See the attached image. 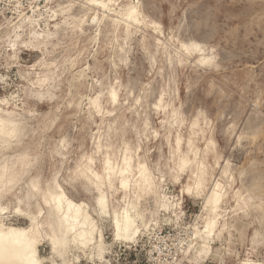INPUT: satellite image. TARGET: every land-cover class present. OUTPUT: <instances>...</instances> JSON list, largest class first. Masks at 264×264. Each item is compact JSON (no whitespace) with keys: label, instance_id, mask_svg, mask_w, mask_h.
<instances>
[{"label":"rangeland","instance_id":"rangeland-1","mask_svg":"<svg viewBox=\"0 0 264 264\" xmlns=\"http://www.w3.org/2000/svg\"><path fill=\"white\" fill-rule=\"evenodd\" d=\"M126 10L140 12L148 27L121 18ZM81 18L77 32L74 24ZM117 20L126 25L127 39L124 26L113 31ZM30 34L46 41L38 45ZM183 45L199 50H181ZM111 88L117 91L115 111L107 101ZM100 90V115L88 120V102ZM0 102L30 132L23 145L30 159H40V187L55 176L91 213L94 192L80 181L69 186L64 180L74 178L83 156L101 171L97 140L111 144V158L127 143L135 162L147 165L159 201L170 210H161L153 198L142 201L151 226L134 244L113 242L109 222L100 223L108 245L104 264H264V0H0ZM16 154L9 150L5 157ZM183 155L190 163L177 172ZM198 163L205 189L198 198L182 195ZM216 182L224 197L210 255L190 263L193 234L207 217L202 203ZM25 183L0 200L8 208L6 224L27 227L11 214ZM122 204L119 193L109 198L110 211ZM38 250L50 257L46 244ZM77 264L94 263L81 255Z\"/></svg>","mask_w":264,"mask_h":264},{"label":"bare ground","instance_id":"bare-ground-1","mask_svg":"<svg viewBox=\"0 0 264 264\" xmlns=\"http://www.w3.org/2000/svg\"><path fill=\"white\" fill-rule=\"evenodd\" d=\"M132 8H134V6ZM139 8L140 5L138 9ZM120 17L126 18L133 23H139L140 26L148 27L140 12H136V14L133 15L131 12L127 11L123 12ZM82 24L83 18H81L78 23L75 22L74 29L77 30V32H81ZM120 26H124V39H127L130 33L126 31V25L120 23L119 20L113 21L112 27L114 32H117ZM29 37L30 41H34L38 45L46 41V37L44 36L31 35ZM117 41L116 39L115 43H117ZM186 47L199 50L197 45H183L180 49L185 50ZM73 56L75 57L76 55ZM166 61L169 64L171 63L170 58H167ZM47 81H49L47 78L43 80V82ZM40 82L41 81H38V83ZM107 91V101L112 111H115L117 91L113 88L110 90L107 89ZM101 95L102 91L100 90L95 97L93 96V98L89 100L88 112L85 113L88 116V120H91L100 113L101 105L99 104V99ZM1 103L2 102H0V106ZM75 104L78 105V103ZM159 107L160 105H156V108ZM48 122L45 126L46 130L51 128L54 119ZM196 124L197 121L194 120L190 124V130H192ZM26 130V126L12 111L0 108V200L5 197L18 182L25 180L24 191L14 196L15 206L11 214L27 223L26 228L6 224L5 221H7L6 219L8 216L4 217V215L7 213L6 211L8 208L0 204V264H44L45 262L50 264H77L80 262L81 255L91 263L104 264L106 263L105 255L108 245L104 241L103 229L100 223H103L104 220L109 222L112 229V241L118 244H134L142 231L149 230L151 225L149 226L148 222H146L143 211L139 205L146 198H153L155 203L159 201L157 186L153 181L147 165L145 163L135 162V159L130 155L131 150L127 143H123L119 146V154L111 158V144L109 142L101 144L100 141L97 140V142L94 143V153L102 156L100 161L101 171L97 172L93 169L92 158L83 156L80 161L75 164L72 172L74 178L67 177L64 180L69 186L74 185L71 184L72 182L80 181L84 187L94 192L95 195L92 201L93 208L91 213L86 203L77 202L67 195L65 192L66 189L59 183L60 180L57 181L55 176L48 181L45 187H40L38 176L36 175L40 159L39 157L30 159L26 153V147H24L23 141L27 133H30ZM43 131L42 133L44 134ZM148 131L149 130H147V132ZM115 133L114 131V134ZM174 142L176 148H179V144L181 143L180 139L176 138ZM192 144L193 142L189 138L186 146L187 151L191 149ZM212 144V140H209L207 143V150L208 145ZM9 150H15L17 154L13 157H5ZM57 154H59V152H57ZM196 157L197 153L195 152L193 154V161L196 160ZM177 162L176 171L183 172L190 163V160L183 155ZM202 170L201 163L196 164L190 176L191 183L181 190L180 193L182 195H193L196 198L202 195L206 182L205 173ZM116 193L121 195L123 204L120 207L118 206L119 209L110 211L109 198ZM223 197V188L218 182L213 184L211 190L204 197L201 211L206 212L207 217L203 221L202 228L196 230L193 234L196 243L192 248V252H189L187 257L188 262L195 263L198 259H203L210 255L209 241L217 232L215 229L216 219L218 217L217 211L220 208ZM159 203L161 210H170L166 201L160 200ZM32 207L35 208L34 211H31ZM43 244H46L49 248L50 257L48 258L41 257L39 254V246ZM239 264L263 263L243 260Z\"/></svg>","mask_w":264,"mask_h":264}]
</instances>
